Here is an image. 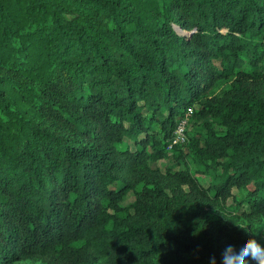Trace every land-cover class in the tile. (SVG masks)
<instances>
[{
	"label": "trees",
	"instance_id": "1",
	"mask_svg": "<svg viewBox=\"0 0 264 264\" xmlns=\"http://www.w3.org/2000/svg\"><path fill=\"white\" fill-rule=\"evenodd\" d=\"M261 213L264 0H0V264H219Z\"/></svg>",
	"mask_w": 264,
	"mask_h": 264
},
{
	"label": "clouds",
	"instance_id": "2",
	"mask_svg": "<svg viewBox=\"0 0 264 264\" xmlns=\"http://www.w3.org/2000/svg\"><path fill=\"white\" fill-rule=\"evenodd\" d=\"M244 234L232 241L225 236L218 247L219 264H249V260L255 264H264V238L256 232L246 230L235 224ZM211 264H216V258H211Z\"/></svg>",
	"mask_w": 264,
	"mask_h": 264
},
{
	"label": "rangeland",
	"instance_id": "3",
	"mask_svg": "<svg viewBox=\"0 0 264 264\" xmlns=\"http://www.w3.org/2000/svg\"><path fill=\"white\" fill-rule=\"evenodd\" d=\"M217 90L218 88L214 89V92H216ZM163 161L166 163H169L168 160L167 161L163 160ZM187 161L189 162V159ZM190 169L193 175L197 178L198 182L201 184H205L208 177L204 174L195 172L194 171L195 168L192 164H190ZM133 198L134 197L132 193L129 192L126 194L122 203L126 204L130 202L131 200H133ZM238 224L249 231L256 232L260 236L258 238H264V213L258 214L252 218H240L238 220ZM14 264H41V263L39 261H28L27 260V261H19Z\"/></svg>",
	"mask_w": 264,
	"mask_h": 264
},
{
	"label": "built area",
	"instance_id": "4",
	"mask_svg": "<svg viewBox=\"0 0 264 264\" xmlns=\"http://www.w3.org/2000/svg\"><path fill=\"white\" fill-rule=\"evenodd\" d=\"M189 112H191V109L188 110V113ZM186 139L187 137L185 133V119H184V120H181L180 123L175 128L172 139H171V144L169 145V147H171V145H174V144H181L185 142Z\"/></svg>",
	"mask_w": 264,
	"mask_h": 264
}]
</instances>
